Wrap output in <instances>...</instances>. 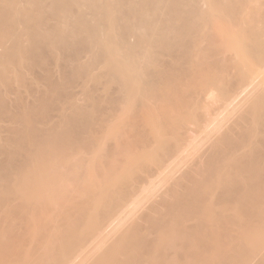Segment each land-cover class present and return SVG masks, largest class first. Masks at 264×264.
<instances>
[{
	"label": "bare ground",
	"instance_id": "obj_1",
	"mask_svg": "<svg viewBox=\"0 0 264 264\" xmlns=\"http://www.w3.org/2000/svg\"><path fill=\"white\" fill-rule=\"evenodd\" d=\"M52 59L58 66L63 67L65 82L62 84H57L54 75L51 74L49 65ZM102 63H104V70L101 76H93V70ZM37 66L46 70L43 74L37 73L36 79L39 82L43 79L49 82L50 95L47 92L42 98L37 97V100H40L38 104H30L25 101L26 98L22 94L8 99L7 93H5L6 96L2 93L1 86H5L8 90H12L9 96L15 95L17 91L14 89V80L19 81L23 78L21 72H24V68L30 69ZM91 74L96 84L103 82L106 84L109 94L106 103L110 106L107 109L103 107L104 105L100 106V101L99 104L96 102L94 112L90 110L94 114L78 103L79 98L76 92L68 90L70 85L79 79L88 81ZM24 84H27L26 80ZM35 88L32 84L31 93ZM81 93L93 102L99 99L93 91L85 90ZM33 95H36L35 92ZM57 99H60V104L55 103ZM61 103L64 108L60 107ZM212 103L216 106L215 109L212 106L211 113L209 109L208 111L205 109L207 113L203 114L200 109L203 106L210 108ZM66 104L71 111H67ZM123 105L125 107H122ZM243 105L247 106L242 107ZM186 106L200 111L199 113L203 115L200 119L203 122L199 119L201 115L193 111V108L190 110L192 114L190 111L186 112ZM234 106L240 109L234 112L236 115L232 123L226 122L231 116H226L227 110L235 108ZM55 108L59 109V119L50 113ZM183 108L185 109L183 111L188 114L193 115L195 112L197 115L198 113L199 117L195 119L196 115H193L195 116L193 120L199 119L201 123L214 121L215 115L216 118L217 115H219L218 118H223L220 115L226 114L225 122H223L224 119L223 121L218 119L217 122L229 123V126L226 125L228 127L225 128L223 124L224 130L221 131L223 128L220 129V127L223 125H219L218 122L220 130L217 127L215 129L219 130L220 134L216 130L215 137L219 136L214 138L212 133L214 141L211 140L207 145L208 149L201 150L200 156L196 155L197 159L194 158L196 161H192L194 163L190 164V169L187 168L186 172H181L183 175L179 176L180 178L172 181V186L167 192L163 190L165 197L163 194L159 197L163 199L158 198L159 201L155 199L156 202L153 199V205L150 208L146 206L144 211L149 210L146 213L142 211L144 214H139L138 220L133 221L134 223L130 219L131 227L127 226L130 223L121 222L124 226L127 224L126 228H130L129 235H123L121 229L120 232L115 229L119 227L114 223L113 231H110L114 234L109 233L110 236H108L104 230H109L112 225L109 224L110 227L107 224L110 221L107 219L114 218L113 221L119 223L118 218L123 216V213L119 214V210L124 212L126 207L128 210L126 203L131 199L128 197L133 199L135 197L134 193L137 191L134 190V185L131 191V182L134 179L145 181L150 176H156L159 170L163 171L162 168L164 169L165 165L172 167V161L176 159L178 153L182 152L180 150L188 145L187 142L192 138L193 133L204 130L197 124L198 130L202 129L198 131L196 122H190L192 125L187 126L181 114ZM225 110L226 113L223 114ZM121 112H124V115ZM188 114H185V117L191 119L192 116ZM0 119L12 122L4 129L9 136L6 138L0 136V199L3 198L2 202L4 199L10 202V196L18 199L15 195L20 190L23 192L22 201L27 197L38 198L50 185L51 191L45 190L44 194L47 196H40V199L48 197L50 200V195L59 196V199H55L62 203L61 196L65 201V198L69 200V197L79 193L80 202L86 197L89 201L85 202V200V204L80 203V206L84 204L87 205L86 207H79L76 205L79 204L77 203L78 195L72 197V199L78 197L76 204H74L76 199L71 201L72 203L70 200L68 203L66 199V204H74L77 207L75 211L74 206L69 205L70 211L73 208L75 213L72 216L73 210L71 211L69 219L75 221L70 222L68 213L66 215L68 210L65 211L64 208L68 205H62L65 203L62 200L63 203L59 205L61 208L64 206L62 210L63 208H57V200H52L50 204L54 202L53 204L57 206L51 204V207L56 206L55 208L59 209L58 212L65 211V214L57 215V211L52 214L50 211L49 213L45 211L49 219L53 214H56V216L53 215L55 218L62 215L57 218L60 220L62 218V221L59 220V223H62H60L61 226L56 229L54 222L58 220L53 218L52 226L54 227L49 230L44 228L46 224H41L48 221L44 216L46 221H43V217L40 216L44 215V210L41 214L34 213L38 205L34 203L45 201L46 204L49 200L38 198L40 202L39 200L36 202L37 198H35L33 199L35 201L32 200L34 203L27 202L31 204V206L28 204L30 208L32 205L35 206H33L35 218L40 216V221L41 219L43 221L40 223L41 226L46 232L50 231V234L42 233L41 226L39 228L35 226L36 222L39 225L40 221L37 218L35 222L34 215L31 217L24 215L26 212L29 213L27 211L29 206L22 207L23 202L18 201L22 207L21 211H26L23 214L21 212L20 215L30 218V221L34 218L36 224L33 227L42 232L37 229L35 232L31 229L32 226L26 229L25 225L31 222L26 218L27 221L22 222L23 216L19 215V222L14 221L16 217L12 223L10 219L11 225L15 226L18 223L17 229L25 228L24 230H27L25 236L26 233L28 236L32 234L31 237L35 234L34 237L37 240H34V237L33 240L42 242V245H45L47 240L52 244L56 238L57 241L55 240L54 243L64 237L66 240H61L64 245L61 241L60 244L53 243L56 247L46 244L43 250L42 246L38 247L35 242L37 249L33 250L34 245L30 243V246H27L28 243H25L30 236H27L28 239L25 238L23 242L20 241L23 237L18 241L21 236L18 235L19 231L17 232L13 226L9 227L11 228L9 230L7 226L10 224L2 223V226L0 224V264H18L20 260L23 261L26 258L30 260L28 261L30 264H69L70 260H73L74 264L75 247H78L77 250L79 247L87 250L84 257L90 258L89 260L84 261L83 255L78 258L83 260L80 264L84 262L88 264L91 257H94L91 253L98 251L96 248L105 246L109 240L111 241L109 239L111 236L112 243L106 246L107 251L101 250L104 249L101 247V254L95 253L97 258H92L91 264H117L118 262L122 264H264V250H262L264 249V0H0ZM106 120L110 121L108 122L110 125H105ZM189 121L187 120V123ZM193 124L195 128L192 127ZM207 127L204 126V128ZM161 129L163 133L160 132ZM102 134L108 135L106 141L105 135L102 136ZM194 139L192 138L191 141ZM25 147L26 150L30 148L29 151H25ZM151 152L161 154L156 163L154 162L157 167H160L155 169L159 170L149 176L147 174L148 178L140 173L138 177L142 176V179L128 177L127 174L130 171L133 173L132 169H135L136 173L145 166V170L144 168L142 170L147 171L146 167L149 165L146 166V162L151 158L150 156H154ZM73 154L80 155L79 159L75 156L73 159L77 158L73 161L71 157ZM35 159L43 163H39L40 166L37 165L38 171L42 169V165H45L43 172L40 171L42 175L44 173V179L42 175L40 177L39 172V174L31 172V175H28L30 172H26V170L30 171L28 165L31 164L32 168H30L33 170V165L38 164ZM34 161L36 163L32 165ZM75 161L77 162L74 163ZM124 162L129 164L130 168L133 167L132 169L128 167L129 172L123 169L127 167ZM120 163H122L121 166ZM117 166L119 169L121 167V172ZM154 166L153 164L149 169ZM123 170L128 173L123 174ZM118 173L125 175L122 177L125 180L126 177L128 180L131 178L130 183L127 180L126 183L118 176ZM18 175L23 176V180L30 181L32 184L29 187L30 190L27 186V189H23L25 187L21 189V186L14 185ZM178 175H175V178ZM116 176H118L117 179ZM47 177L52 178L47 181L50 185L44 183ZM100 179L105 182V185L108 182L112 184L116 179L115 186L122 191L118 196L114 183L112 187L109 184V187L117 193L114 195L115 198L118 196L114 203L111 201L112 204L104 205L105 202L102 201L103 205H97L101 202V197H106L104 191L107 192V189L103 191L102 187L105 188V186ZM140 180L135 181L134 184L139 186L140 183L137 182ZM188 181L193 182V186L191 184L188 186ZM99 182H101L98 184L100 187L96 186ZM148 182L154 181L147 180V184ZM150 185L148 184L149 188ZM143 187L140 188L144 190ZM136 188L138 190V187ZM145 191L146 189L142 192ZM47 192L50 193L49 196ZM111 193H108L106 198L113 194ZM13 198L11 202L14 201ZM97 199H100V202L96 203ZM28 200L30 201V198ZM137 201L135 200L133 205ZM44 203H40L39 208L41 205L44 207ZM16 206L13 205V208ZM88 206L92 208L91 212L95 206L101 213L94 216H100L96 221L94 220V223L93 218L91 219L93 224L90 226L87 225V220L84 223L86 215L84 213L90 211L89 208L87 209ZM1 208L3 206L0 210ZM13 208L10 209V213L8 212L10 216L13 215ZM17 208L14 210L15 213ZM129 209L131 210V206ZM7 211L0 213V215L4 214L3 218L1 217L3 221ZM8 213H6L7 216ZM82 214L84 216H81ZM117 215L121 216L117 217ZM130 215L128 216L131 218ZM10 216L9 218L12 217ZM80 216L83 224L78 228L82 226L84 230L85 226L87 227L88 231L84 230L87 236L90 235L87 241L92 237L88 227L99 237L93 235V239L95 237V240L98 239L97 242L94 240L95 244L100 240L102 231L105 233L103 236L102 232V236L108 237V241L107 238L106 241L104 240L106 243L100 240L99 242L104 243L101 242L103 245L98 243L100 245L97 244V247H93L94 242H92L90 246L95 250L92 249L90 254L91 247L87 246L90 250L84 247L87 236L84 232L82 234V228L79 233V229H73L80 223ZM89 216L93 217L90 212ZM115 216L118 221L115 220ZM9 218L6 217L5 221ZM20 221L26 223L24 228L19 226H23ZM113 221H111L112 224ZM89 222L90 220L88 224ZM46 223L50 227L48 222ZM118 223L120 228L126 229ZM6 224L8 225L5 226ZM105 224L110 228L104 226ZM3 225L10 232L2 229ZM61 229L62 234L58 231ZM29 230L34 232L31 233ZM15 231L17 234L14 235ZM73 231L76 234L74 237H72ZM23 232L20 230L19 234ZM116 232H118V238L114 239L113 235L116 238ZM80 233L83 237H80ZM120 233L122 235L119 237ZM124 233L127 232L124 231ZM59 234L64 237L59 238ZM17 235L19 237L14 239ZM77 235L79 239L85 238L84 241L78 239L84 245L79 243L77 238L71 239ZM8 237L14 239L10 241V244L7 242ZM30 239L32 241V238ZM67 239L70 243H77L74 245V250L70 248L73 247L72 243L70 249L65 248ZM19 242L34 251L33 257L30 255L33 252L28 251L29 248L27 249L29 253L21 251L30 256L22 257L24 254L21 255L20 249L23 246L21 247ZM90 242L91 239L87 245ZM47 245L57 250L60 247V251L56 250V255L55 249H52L54 252L50 250L48 253ZM69 245L67 243V247ZM83 252L79 254H85ZM15 259H20V262ZM27 260L23 263L25 264ZM76 260L75 262H80Z\"/></svg>",
	"mask_w": 264,
	"mask_h": 264
},
{
	"label": "rangeland",
	"instance_id": "obj_2",
	"mask_svg": "<svg viewBox=\"0 0 264 264\" xmlns=\"http://www.w3.org/2000/svg\"><path fill=\"white\" fill-rule=\"evenodd\" d=\"M26 43H27V42H26ZM60 58H61V57H60ZM61 60H62V59H61ZM51 61H52V62H51V64L49 65V68H50V70H51V74L54 75V77H55V82H56L57 84H62L63 82H65V75L63 74V73H64L63 67H62V66H61V67L58 66L57 62H56L54 59H52ZM103 65H104V63L99 64L98 67L95 68V69L93 70V72H92L93 76H95V77H99V76H101V73H102V71L104 70ZM31 68H34V69H31ZM31 68H30V69H27V67L24 68V69H23L24 72H21V75H22L23 78H22L21 80H19V81L14 80V89L17 91L18 94L16 93L15 95L12 94V95L9 96V92H11L12 90H8L5 86H1V87L3 88L2 93H3L4 95H5V93H7L8 99H9V98L11 99V98H14V97L16 98V96H18L19 94H22V95L26 98L25 101L29 102L30 104H38L40 100H37V97H38V98H42L44 95L47 94V92H48V94L50 95L51 87H50L49 82H48V81H45V79H43V80H41V82H39V81L36 79V76H38L37 73H42V74H43L44 72H46V70H45L44 68H40L39 66H37V67H31ZM35 69H36V70H35ZM92 74H91V77H90V78L88 79V81H86V82H84V79H79L78 81L73 82V84L70 85V87L68 88V90H69V91H74V92H76V93L78 94V98H79L78 103H79L81 106L87 108L89 111L91 110L92 112H94L93 110H95L94 108L96 107V105L94 106V104H96V102H98V104L101 102V103H100V104H101L100 106L104 105L103 107L109 109L110 106H108V105H107L108 103H106L107 100H108V96H109L108 91H107L106 84H105L104 82H103V83L96 84V83H95V79L92 77ZM24 80L27 81V84H26V85L24 84ZM32 84H33V86L35 85L36 88H35V90L31 93V91H30V87H31ZM37 84H38V86H36ZM115 86H116V84H115ZM97 88H98V89H97ZM85 90H86V91H87V90L93 91L95 94H97L96 96L99 97V99L97 98V101H94V102H93L92 99L87 98V97L85 96V94H82V93H81V91L85 92ZM34 92H35L36 95H33ZM216 92H217V91H216ZM5 96H6V95H5ZM99 101H100V102H99ZM55 103L60 104V99H57V100L55 101ZM62 103H63V102H62ZM62 103H61L60 107H61V108H64V105H63ZM123 104H126V103H123ZM215 104H217V103H215ZM66 105H67L66 107H67V109H68L67 111H71V108L69 107V105H68V104H66ZM126 106H127V104H126ZM212 106H214L213 109H215L216 106L214 105V103H212V105H210V108H206V107L204 108V106H203V108H201L200 110H201V112H203V114H204V113H207V112H205V111H208V109L210 110V109L212 108ZM239 106L241 107V105H239ZM245 106H247V105H245ZM245 106L243 105L242 107H245ZM103 107H102V108H103ZM122 107H125V105H123ZM186 107H187V106H186ZM186 107H185L186 112H187V111H190L191 108H193V111L195 110V112H196V111L198 112V110H196V108L194 109V107H190V106H189L190 108H188V107L186 108ZM208 107H209V106H208ZM234 107H235V106H234ZM199 108H200V107H199ZM199 108H198V109H199ZM235 108H236V107H235ZM235 108L232 107V109H234V111H233L232 109L227 110L229 114L227 113V115H226V114H225V115H226L227 117H228L229 115H231V116H229V119H228L225 115H220V117L223 116V118L221 117L222 119H221V118H218L219 115H217V118H216V117H215L216 115H215V116H213V118H215L214 121L212 120L213 123H212V121H210V122L207 121V122H206L207 124H206V123H201V122H203V121H202V119H200V118H201V117L203 118V115L199 113L200 111L198 112L199 115H201L200 117L198 116V113H197V115H196L195 112L193 113V115H196V118H195V119H197V118L199 117V119L201 120V122H200L199 119H198V120H197L198 122H197L195 119L193 120V118H194L195 116L193 117V115H191L192 112L190 111L191 114H188V113H186V112L183 111V110H185V109L183 108V109L181 110V111H182L181 114H183L182 116H184V119H185L184 122L187 124V126L190 127V126L192 125L191 123H195V122H196L197 130H198V127H199V126L202 127L204 130L201 129L203 133H202V132H200V133L197 132V133H195V134L193 133L192 138H193V139L195 138V139H194L193 141H191V139H192V138H191V139H189L188 142H187L188 145H186L187 143L184 144V145H186L185 147H184V145H183L184 148H183V149L181 148L182 150H180V151H182V152L178 153L176 159H175L174 161H172V164H171L172 167H170L169 165H168V166H169L170 168H169L167 165L164 166V169L168 167L167 170L165 169V172H164V169H163V168H162L163 171H161V170H159V169H155V168H160V167H157V164H155V163H156L155 161H157V160L161 157V154H160V153H157V154H156V153H154V152H151V155L154 153V154H153V155H154L153 157L150 156L151 158H149V155H148L149 160L146 162V166L149 165L150 167H149V166L146 167V169H147L146 172L144 171V170H145V166H143L144 170H142L143 168L140 169V171L142 170V172H140L139 170H137L136 173H135V169L133 170V169H132L133 167L130 168V167H129V164H127V163L124 162L125 165L127 164V165H126L127 167H123V169L126 171V170H128V167H129V169H132V172L134 173V174H133V173H131V171L129 172V170H128L129 174H127V175H128V177H129V176H130V177L132 176V177H131L132 179H134V177H135L136 179H137V178H141V179H142L143 177H146L147 174H148V176L151 175V174H154L157 170H159L160 172H158V174H156V176L158 175L157 178H156V176H152V177L150 176L149 178H148V176H147L146 178H148V179L145 178V179H146V180H145V181H146V186H145V181L140 180V179H137V180H140V181H142V182H144V183L138 181L137 183H138V184L140 183L139 186L136 185V184H134V183H136L135 181H137V180L134 179V180H133L134 182H133V181L131 182V187H130V188H131V191H132V189H133V185H134V188H135L134 190L137 191V192L133 191V192H135V193H134L135 195H134L133 193H132V194H133L135 197L138 198V199H137V198L134 197V199H135L136 201H137V200H138V201L136 202V204L133 205V202H134L135 200L133 199V197H128L129 199H130V198L132 199V200L130 199L132 204L130 203V200H129V199H127V201H128V200H129V201L126 203V206H127V204H128V210H129L130 212H127L128 210H126V209H127L126 206H125L126 208H125V211H124V212H125V213L127 212L126 214L129 213L128 215H130V213H131V215H130L131 218H130L128 215H126L124 212H122V211L119 210V214H122V213H123V216H121V215H120V216L123 217V219H124V220L121 219V217H120L119 215H117V217L119 216L120 219H121V221H120V219L118 218L119 223L121 224L122 221H123V222L125 221V222H128L127 224L130 223V225H127V224H126V225L131 227V224L134 223L133 221H137V220H138V217L140 216L139 214H141V213L144 214V212L146 213V211L149 210V209H147L146 211H144L147 207L150 208V207L153 205V203H154L153 201H154L155 199H156L157 201H159V199L162 198V197L159 198L162 194L164 195L163 197H165L166 194H164V193H165L164 191L167 192V190H169V188L172 186V185H171V184H172V181L174 182V180H176L177 178H180L179 176H182V175H183L181 172L184 173V172H186L188 169H190V167H189L190 164H191V163L193 164V163L196 161V159H197L196 155H199V156H200V155L202 154L201 152L203 151V149H205V150L208 149V148H206V147H208L207 145L211 142V140H213L214 138H217V137L219 136V135H217V137H215V134H217V132L215 133V131L217 130V129H215V128L217 127V128L219 129V127H218V122H219V125H221V126H222L223 124H225V128H227V127L229 126V123H228V124H227V123H223V122L226 121V118H227V121H226V122H228V121L230 122V121H231V123H232V121H233L232 119H234V118H235L234 116L236 115V113L234 114V112H236V111L238 112L239 109H240V108H238V109L236 108V110H235ZM124 109H125V108H124ZM187 109H188V110H187ZM205 109H207V110H205ZM213 109H211V110H213ZM242 109H244V108H242ZM204 110H205V111H204ZM211 110H210V113L212 112ZM231 110L233 111L232 114H230V113L232 112ZM58 111H59V109H56V108H55V109H53L50 113H51V115L55 116L56 119H59ZM91 111H90V112H91ZM230 111H231V112H230ZM92 112H91V114H94V113H92ZM124 112H125V110H124ZM124 112H123V113H124ZM183 112H184V113H183ZM123 113L121 112V114H123ZM224 113H226V110L223 111V114H224ZM185 114L191 115V116H192V117H190L191 119H189V117H185ZM123 115H124V114H123ZM188 115H187V116H188ZM205 115H206V114H205ZM197 116H198V117H197ZM206 117H207V116H206ZM224 117H226V118H224ZM231 117H232V118H231ZM233 117H234V118H233ZM208 118H209V117H208ZM230 118H231V119H230ZM218 119H219L220 121H221V120L223 121V119H224V121L221 122V124H220V121L217 122ZM187 120H188V121L190 120V121L187 123ZM191 120H192V121H191ZM100 121H101V120H100ZM103 122H104V121H103ZM106 122H107V123H106ZM108 122H110V121H109V120H106V121L104 122L105 125H110ZM190 122H191V123H190ZM208 122H209V125H211V126H213V125H215V124H217V126L215 125V126L211 127V126L208 125ZM215 122H217V123H215ZM11 123H12V122H11L10 120H7V119H0V136H3V137H5V138L9 136V133H8V132H5L4 129H5V127H7L8 125H10ZM200 123H201V124H204V125L201 126ZM231 123H230V124H231ZM41 124H42V123H40V125H41ZM189 124H190V125H189ZM197 124H199V126H198ZM100 125H101V124H100ZM193 125H194V126H192V127L195 128V127H196L195 124H193ZM226 125H228V126L226 127ZM204 126H206V127L208 126V127H207V128H204ZM209 127H210V128H209ZM43 128H45V126H44ZM208 128H209V130H207ZM211 128H212V129H211ZM221 128H223V129H221ZM205 129H206L207 131H209V132H207ZM214 129H215V130H214ZM220 129H221V131L224 130V125H223L222 127H220ZM220 129H219V130H220ZM201 130L199 129L198 131H201ZM210 130H211V132H210ZM219 130H217V131H218V133L220 134ZM213 131H214V132H213ZM158 132H159V131H158ZM160 132L163 133L162 129L160 130ZM160 132H159V134H160ZM204 132H205V133H204ZM206 132H207V133H206ZM198 133H199V134H198ZM212 133H213V135H214V136H213L214 138H212V136H211ZM159 134H158V135H159ZM196 134H198V135H196ZM104 135H105V136H104ZM104 135L102 134V136H104V140L106 141V138H108V137H106V136H108V135H107V134H104ZM160 135H161V134H160ZM195 135H196V136H195ZM102 136H101V138H103ZM161 136H162V135H161ZM194 136H195V137H194ZM211 138H212V139H211ZM102 140H103V139H102ZM189 141H191V142L189 143ZM213 141H214V140H213ZM213 141H212V142H213ZM210 145H211V144H210ZM210 145H209V146H210ZM155 146H156V145H155ZM209 148H210V147H209ZM24 149H25V151H29L30 148H28V150H26V147H25ZM201 150H202V151H201ZM205 150H204V151H205ZM30 151H31V150H30ZM200 153H201V154H200ZM178 155H179V156H178ZM75 156H77V157L79 156V157H80V155H78V154H77V155H74V154H73V156H71L72 159H73V157H75ZM71 157H69V158L71 159ZM77 157H76V158H77ZM79 157H78L77 159H79ZM195 157H196V159H194ZM76 158H74L73 161H74ZM72 159H71V160H72ZM153 159H154V160H153ZM192 159H193V160H192ZM36 160H37V159H35V161H36ZM194 160H195V161H194ZM35 161L32 163V165H33L34 163L40 161V160H37L36 162H35ZM77 161H78V160H77ZM77 161H75L74 163H76ZM192 161H194V162H192ZM154 162H155V163H154ZM39 163H40V164H43V163H41V162H38V164H34V165H33V170L31 169V168H32V166H30L31 164L28 165V166H29L28 169H30V171H29V170H26V169H27V167H26V169H25L26 172H27V173L30 172V173H28V175H29V174L31 175V172H35V173H37V174L40 173V177H41V175H42L41 172H43V170H44V169H43V166H45V165H42V166H41L42 169H39V170H40V171L42 170V171L40 172V171H38V166H40ZM117 163H119V162H117ZM121 164H122V163H120V166H121ZM153 164L155 165V166L152 168L153 170H152V169H149V168H151V167L153 166ZM192 164H191V165H192ZM35 165H36V166L38 165V166L36 167ZM117 165H118V164H117ZM143 165H144V164H143ZM122 166H123V165H122ZM30 167H31V168H30ZM41 167H39V168H41ZM91 167H92V166H91ZM117 167H118V169H119V166H117ZM107 168H108V167H107ZM125 168H126V169H125ZM187 168H188V169H187ZM120 169H121V167H120ZM120 169H119V171L121 172L122 170H120ZM148 169H149V170H148ZM154 169H155V171H154ZM31 170H32V171H31ZM124 170H123V171H124ZM151 170H152L153 172H152ZM63 171H64V169H63ZM125 171L122 172V173L124 174ZM149 171L152 172V173H150ZM38 172H39V173H38ZM117 172H118V170H117ZM128 172H126V173H128ZM137 172H138V174H137ZM144 172H145V173H144ZM147 172H149V173H147ZM126 173H125V174H126ZM130 173H131L132 175H131ZM139 173H140V175H142L143 177H142V176L138 177V176H139ZM142 173H144V174H142ZM160 173H161V174H160ZM179 173H180L181 175H180ZM136 174H137V175H136ZM159 174H160V175H159ZM178 174H179V175H178ZM26 175H27V174H26ZM43 175H44V173H43ZM43 175H42V177H43ZM116 175H117V174H116ZM127 175H126V176H127ZM133 175H134V176H133ZM175 175H178V177L176 176V178H175ZM118 176H120V178H122L123 176L125 177V175H122V174L119 175V173H118ZM118 176H116V179L118 178ZM197 176H199V175H197ZM197 176H196V177H197ZM14 177H15V176H14ZM40 177H39V179H41ZM128 177H126V180L129 182V181L131 180V178H129V180H128ZM194 177H195V176H194ZM114 178H115V177H114ZM151 178H152L153 180H152ZM155 178H156V181L154 180ZM197 178H198V180H199V177H197ZM15 179H16V183H17V184L15 183L14 185H15V186L17 185L16 187H20V186H21V187H20L21 189H22V187H25V188H23V189H27V187H28V189H29V187L32 185V184H30V181H27V180H25V179L23 180V176L18 175V177L16 176ZM31 179H32V178H31ZM43 179H44V177H43ZM45 179H46V176H45ZM50 179L52 180V178H50ZM50 179H49V177H47V180H46V182L44 181V183H46L47 185H50V183H47V181H50ZM116 179L113 180V183L115 182ZM122 179H124V178H122ZM149 179H150V180H149ZM169 179H170V181H169ZM124 180H125V179H124ZM126 180H125V182L127 183ZM147 180H148V181H154V182H148L149 185H150V183H154V184H151V185H150V188H149V186H148V184H147ZM33 181H34V180H33ZM39 181H40V180H39ZM100 181H102V180L100 179ZM111 181H112V180H111ZM25 182H28V183H25ZM42 182H43V181H42ZM103 182H104V181H102V183H103ZM188 182H189V181H188ZM188 182H187V183H188ZM44 183H43V184H44ZM51 183H52V182H51ZM100 183H101V182L96 183L97 185H96L95 183H94V184H95L96 186H98V184H100ZM111 183H112V182H111ZM113 183L110 184V183L108 182L107 185H105V182L103 183L104 186H105V188L102 187V188H103V191H104V189H105V190L107 189V192L104 191V193H106V194H105L106 197H107V194H108V193L110 194V192H112L113 194L111 193L112 195L109 196L108 198H106L105 196L101 197V202L99 201L100 199H99V200L97 199V200H96V203H97V201L100 202V203H97V205H99V204L101 205V204H102V201L105 202L104 205H108V204H106V203H111V201H112V203H114V202L116 201L115 199H117L118 196H120V194H121L120 192H121L122 190L119 191V190H118L119 187H116V186H115L116 183H114V185H113ZM129 183H130V182H129ZM141 183H142V184H141ZM18 184H20V185H18ZM27 184H28V185H27ZM91 184H92V183H91ZM94 184H93V185H94ZM109 184L111 185V187H112V185H113L115 188H117V189L115 190V192L118 190L117 193H118V194L120 193V194L117 196V198H115L116 196H114V195H116L117 193L114 192L113 188L109 187ZM189 184L192 185V184H194V183H193V182H192V183L189 182V183H188V186H191V185H189ZM143 185H144L145 188L143 187ZM169 185H170V186H169ZM26 186H27V187H26ZM128 186H129V185H128ZM135 186L138 187V190H140L139 192H138V190H137V188H136ZM152 186H153V187H152ZM154 186H155V187H154ZM192 186H193V185H192ZM42 187H43V185H42ZM44 187L46 188V185H44ZM47 187H48L47 190H46L45 188H43V189H45L46 191H48V190L50 189L49 191H51V189H52L51 185H50V186H47ZM98 187H100V186H98ZM106 187H107V188H106ZM108 187L110 188L109 190H111V191L108 190ZM140 187H143V189H144V190L146 189V191H145V192H142V191H144V190H142V188H140ZM146 187H147V188H146ZM148 188H149V189H148ZM166 188H167V189H166ZM18 189H19V188H18ZM43 189H42V190H43ZM153 189H154V190H153ZM19 190H20V189H19ZM29 190H30V189H29ZM45 190H44V191H45ZM101 190H102V189H101ZM152 190H153V191H152ZM163 190H164V191H163ZM44 191H43V195H46V196H47V194H44ZM103 191H102V193H103ZM108 191H109V192H108ZM161 191H162V192H161ZM151 192H152V193H151ZM159 192H160V193H159ZM45 193H46V192H45ZM47 193H48V196H49L50 193H49V192H47ZM139 193H140V194H139ZM150 193H151V194H150ZM78 194H79V193H78ZM78 194H76V195H78ZM109 194H108V195H109ZM138 194H139V195H138ZM153 194H154V195H153ZM155 194H157V195H155ZM160 194H161V195H160ZM22 195H23V192H22L21 190L18 191V193L15 195V196L18 197V199H17L16 197H14L15 199H17L16 201H15V199H14L13 196H12V198H13V200H14L15 202H14V201L11 202V201H12L11 196L9 197V198L11 199L10 202H9V200H5V199H4V202H2V201H3V198L0 199V202H1V203H0V204H1L0 207L3 206V208H1V210H0V213H4L5 211H7V209H9V211H7L6 213H8V212L10 213V211H11L10 209L13 208V205L16 206V205L18 204V205H17L15 208H13V209L16 210V208H17L18 206H19V207H18L19 209L17 208V213H15V211L12 210V213H13V215L11 214L12 217L10 216L9 213H8V216H7V214L5 213L6 216L4 217V221H3V220L1 219V217L3 218L4 214H1V215H0V219L2 220V222H0V224H1V226H2V223H8V224H10V226H9L8 224L5 225V226L8 225V226H7L8 229H9V227H12V226H13L14 228H16L17 232H18V231L20 232V230H22V232L24 231L22 234H21V233L19 234V232H18V235H21L20 237H19L18 235H17V237H14V239H16V238L19 237V238H18V241H19V239H22V237H23V239L20 240V241H22V242L25 241V238H27V236H28V233H26V234H27L26 236L24 235V234H25V231L27 232V230H24V229H25V228H24V224H26V223H22V222H24V221H25V222L27 221V220H25V218L28 219V220L30 221V218H27L28 216L31 217L32 215H34V213H35V215H37L38 213L41 214V213L43 212V210H44V215L41 214L40 216H42V217L44 216V217L46 218V220H48V221H46L44 217H43V218L41 217V218L43 219V221L45 220L46 222H48V224L50 225V227L47 225L46 222H45V223H41V222H43V221H42V219H41V221H40V219H39L40 216H38V217L36 216V218H35V215H34L33 217H34L36 220H35L33 217H32V218L35 220V222L37 221V218H38V221H40V222H39V225H38V222H36V223H37V224H36V223L34 222V220L32 219V220L30 221L31 224H29L30 222L28 221L29 223H27V224H29V225H25L26 229H29V227L31 228V226L33 227V225H35V224H36L35 226H37L38 228L41 226V224H42V225L46 224L45 226H46V227L48 226L47 228L44 226V228H45L46 230H49V228L51 229V228L54 227V226H55L56 229H57V228L60 227L61 224H62L61 222H60L61 224L59 223L60 218H59V219H57V218L60 217V216L62 217V215L57 216V217L55 218L53 215L56 216V214H53V215H51V214H52V213H55V212L57 211L56 213H57V215H59L58 213L63 214L66 210H68L69 212L67 211V212H66V215H67V213H68L69 216L67 215V217H68V219H69V218H70V215H71V211L73 210V208H74V210H75V208H77L74 204H76L77 198L79 197V195H78L77 198L72 199V197H74L75 194H74L71 198L69 197L70 202H71V201L73 202V200L76 199L75 202H74V204H71V205L74 206V207L72 206L73 208L71 209V211H70V208H69L71 205L69 204V205H70V206H69L68 204H66L67 202L70 203L69 200H68L67 198H65V201H67V200H68V201L65 202V201L63 200L64 197L62 198V196H61V202H62V203H63V201L65 202L64 204H62V203H60L59 200L55 199V198H58L59 196L54 197V196L52 195V196H53V197H52V196L50 195V196H49V197H51L50 200L48 199V197H46L47 199L44 197L46 201L49 200V201H48L49 203L47 202L48 205L50 204V202H51L52 200H53V201H56V200H57V201L59 202V203H58V202L56 201V204H57L58 206H57L56 204H53L54 202L51 203V204H53V205H56L57 208L59 207L60 204H62V205H68L67 207H66V206H65V207L63 206V207L65 208V211L61 212V210H60V211L58 212V210H59V209H62L63 207H62V208L59 207L58 210H57V208H55L56 206H55V207H54V206L51 207V204H50V206L48 207V205H46L47 203H46V204L44 203L45 201L40 202V200H43V199H44V198L40 199V198H41L40 196H43V195H40V196H39L40 198L38 197L40 200H39L36 196H35L34 198H32V199H31V197H29V198H30V201L28 200V199H29L28 197L26 198L27 201H25L26 199H23L24 201H22V200H21V199L23 198ZM76 195H75V196H76ZM102 195H104V194H102ZM112 196H113V199H112ZM131 196H132V195H131ZM157 196H158V197H157ZM21 197H22V198H21ZM32 197H33V196H32ZM24 198H25V197H24ZM35 198H37V199H36V202H38V200H39V202H40V203H44V205H45L46 207L44 206V207H45V208H44V207H42L43 205H41V206H40L41 208H39L40 203H34V202H33V201H35V200H33V199H35ZM52 198H53V199H52ZM104 198H105V199H104ZM158 198H159V199H158ZM7 199H8V198H7ZM58 199H59V198H58ZM66 199H67V200H66ZM82 199L84 200L85 197L82 198ZM107 199H109V200L107 201ZM110 199H111V200H110ZM153 199H154V200H153ZM162 199H163V198H162ZM20 200L23 202L22 204L24 205V206H23V205L21 204L22 207H25V208H27L25 205H27V206L30 205V206H31V204H29V203H31L32 200H33L32 203H34V204H38V205H36V207H35L34 205H32V208H30V206H29V207L27 208V211H29V213L26 212V211H25L26 209L24 208L23 210H24L26 213H28V214H26L25 212L21 211L22 207H20V202H21ZM62 200H63V201H62ZM78 200H79V201H77V203H79V204H76V205H79V207H84V206H85V205H84V204H85V203H84L85 200H86L85 202H89V201L87 200V197H86V199H85L84 201H81V202H80V197H79ZM113 200H114V201H113ZM156 200H155V202H156ZM211 200H212V199H211ZM211 200H210V201H211ZM5 201H6V202L8 201L9 203H6ZM18 201H20V202H18ZM150 201H151V202H150ZM212 201H213V200H212ZM27 202H29V203H28L29 205L27 204ZM72 202H71V203H72ZM94 202H95V201H94ZM125 202H126V201H125ZM2 203H3V205H2ZM11 203H14V204L12 205ZM16 203H17V204H16ZM24 203H25V204H24ZM80 203H84V204H83V205L81 204L82 206H80ZM96 203H95V204H96ZM112 203H111V204H112ZM123 203H124V202H123ZM4 204H5L7 207L4 206ZM10 204H11V205H10ZM87 204H88V203H87ZM129 204H130V205H129ZM149 204H150V206H149ZM62 205H61V206H62ZM102 205H103V204H102ZM33 206H34L35 208H37V209L39 208V209H38V210H37V209L34 210V207H33ZM37 206H38V207H37ZM86 206H87V205H86ZM86 206H85V207H86ZM130 206H131V210L129 209ZM146 206H147V207H146ZM4 207H5V208H4ZM145 207H146V208H145ZM46 208H48V209H49V208H52L54 211L52 212V209H51V210H47ZM64 208H63L62 210H64ZM67 208H68V209H67ZM88 208H89V206L87 207V209H88ZM94 208H95V209H94ZM28 209H29V210H28ZM40 209H42V210H40ZM45 209H46V210H45ZM90 209H92V208H89V210H90ZM93 209H94V210H93L92 212H91V210L89 211L90 214H91V216H93V217H90V216H89V212H87V211H86V212H87L88 214H87L86 212H85L84 214L88 215V216H89V219H87L88 216L85 215V216H86V217H85L83 214L81 215V216H84V223H85V221L87 220L86 223H87V225H89V226L92 225V224L94 223V220L96 221L97 218L100 217V216H98V217H94L96 214L98 215V213H100V212L97 211V209H96L95 206L93 207ZM18 210H19V211H18ZM30 210H31V211H30ZM33 210L35 211L34 213H33ZM74 210L72 211V216H73ZM122 210H124V209H122ZM1 211H2V212H1ZM45 211H47L46 213H49L48 211H50V213H51L50 215L52 216L51 219H49L48 216L46 217ZM75 211H77V209H76ZM96 211H97V213H96ZM142 211H144V212H142ZM18 212H19V213H18ZM21 212H22V213H21ZM36 212H38V213L36 214ZM120 212H121V213H120ZM132 212H133V213H132ZM20 213H21V214L25 213L24 215H26V216L28 215V216H27V217L25 216V218H24V215H20ZM32 213H33V214H32ZM69 213H70V214H69ZM136 213H137V214H136ZM14 214H15V216H14ZM64 214H65V213H64ZM64 214H63V215H64ZM74 214H75V213H74ZM92 214H94V215H92ZM100 214H101V213H100ZM124 214H125V215H124ZM134 214H136V215H134ZM142 214H141V215H142ZM18 215H19V216H23V217H21V218H23L24 220L21 219V221H22V220H23V221H22V222L20 221V222L22 223L23 226H21V225H19V226H20V227H23L24 229H21V228H20V229H19V228L17 229V227H18L17 224H18V223H17V224L15 223V224H16L15 226H14V225H11V223H12L13 220H14V218H15V217L18 218ZM47 215H49V214H47ZM66 215H65V216H66ZM97 215H96V216H97ZM9 216H10L11 218H9ZM72 216H71V217H72ZM81 216H80L81 221H79L80 223L82 222V218H81ZM6 217L9 218V220L6 219L7 221H5V218H6ZM49 217H50V216H49ZM115 217H116V216H115ZM117 217L115 218V220L117 219ZM125 217H126L127 219H125ZM135 217H136V218H135ZM16 218H15L14 221H16V220L18 221V220L20 219V217H19L18 219H16ZM47 218H48V219H47ZM53 218H55V220H58V222H57V221L54 222ZM74 218H75V216H74ZM74 218H73V219H74ZM92 218H93V219H92ZM10 219H12L11 223H9V222H10ZM91 219L93 220V223H92V220H91ZM113 219H114V218H113ZM113 219H107V221L110 220V221H108L109 223L107 222V224H108V225L111 224L112 227H111V225H109L111 228H110L107 224L104 225V226H107L108 229L110 228L109 230H107L106 227H102V228H105V229H106V230H104V229H103V230L105 231L106 234L108 233V236H110L109 233L114 234V233L110 232V231H113V225H114V223L116 224L117 227H119V229H118V228H115V227H114V228L117 229L118 231L121 229V231H123V235H129V234H130V228H129V227H127V228H129L128 231H127V228L125 227L126 225L124 226V225L121 224L122 226H124V227L126 228V229L124 228L125 230H123V228H120L121 226L117 225L118 222H114ZM130 219H131L132 223H131ZM1 220H0V221H1ZM50 220L52 221V222H51L52 224L50 223ZM69 220H71V219H69ZM69 220H68V221H69ZM89 220H90L91 223L89 222V224H88V221H89ZM118 220H116V221H118ZM126 220H127V221H126ZM17 221H16V222H17ZM60 221H62V218H61ZM72 221H75V220H71L70 222H72ZM111 221H113V224L111 223ZM18 222H19V221H18ZM32 222H34V223H32ZM53 222H54V226H52V225H53ZM79 222H78V223H79ZM125 222H124L123 224H125ZM40 223H41V224H40ZM56 223H58V224H60V225L57 226L58 224H56ZM80 223L78 224L77 228H76V225L74 226L75 228L73 227V229H77V230L79 229L78 233L81 231L80 228H82V226H80V228H78V227H79V225H82L83 222H82L81 224H80ZM119 223H118V224H119ZM13 224H14V223H13ZM1 226H0V228H1ZM3 226H4V225H3ZM5 226L2 227V229L4 228V230H5V229L7 230V228H6ZM83 226H85V225H83ZM114 226H115V225H114ZM44 228H43V226H41L40 229H41L43 232L39 229L40 232H42V233L46 232V230H45ZM86 228H87V227L85 226V229H86ZM31 229L35 231L37 228L35 229V228L33 227V228H31ZM43 229H44L45 231H44ZM52 229H53V228H52ZM59 229H60V228H59ZM73 229H72V230H73ZM85 229H84V230H85ZM88 229H89V231H91L90 233H89V232H88V233L92 235V237L90 238V239H91V242H90L88 245H87V243L90 241V239H89V241H87V240H88V237H90V235L87 236L86 233H85V231L83 230V228H82V231H81V232H82V234H83V232H84V233H85V236H87V237H85V238H87L86 240H85V238H84L83 240H82V238L79 239L80 237H83V236L81 235V233L79 234V235H81L79 238H78L79 235H77L75 238H71V239H76V238H77V241H78L79 243H82V242H80V241H84V240H85V242H87V243H86L85 245H84L83 243H82V244L84 245V247H85V246H86V247L89 246V248L91 247V248H90V249H91L90 252H89L90 249L87 247V249H89L88 252H89V254H90V253L92 252V249L95 250V248H93L94 246L97 247L98 245L102 244L101 242H103L104 240L106 241V238H107V241H108V237H103V236H105V233L101 230V231L104 233L103 236H102V232L100 231V232H101V238L103 237L104 239H103V238H102V239L100 238V240H103V241L99 242V241H100V240H99L98 243H100V244L97 243V244H98V245H97V244H95V241L97 242L98 239L95 240L96 237H95L94 239H93V237L96 235L97 238H99L98 235L95 234V232H94L92 229H90V227H88ZM115 229H114V230H115ZM9 230H11V228H10ZM9 230H7V231L10 232ZM12 230H13V228H12ZM37 230H38V229H37ZM39 230H38V231H39ZM86 230H87V229H86ZM13 231H14V230H13ZM29 231L31 232V230H29ZM29 231H28V232H29ZM34 231H32V232H34ZM38 231H37L36 236L38 235ZM58 231L61 233V232H62V229H61V230H58ZM74 231H76V230H74ZM74 231H73V232H74ZM87 231H88V230H87ZM87 231H86V232H87ZM92 231H93L94 233H93ZM107 231H108V232H107ZM124 231L127 232V233L125 234ZM5 232H6V231H5ZM17 232L15 231V233H13V234L15 235V234H17ZM30 232H29V234H30ZM32 232H31V233H32ZM35 232H36V231H35ZM47 232H49V234H50V231H47ZM47 232H46V233H47ZM100 232H99V235H100ZM119 232H120V231H119ZM11 233H12V231H11ZM76 233H77V231H76ZM78 233H77V234H78ZM88 233H87V234H88ZM128 233H129V234H128ZM33 234H34V233H33ZM47 234H48V233H47ZM61 234H62V233H61ZM94 234H95V235H94ZM115 234H116V238L114 237V235H113V238H114V239H117V238H118V237H117V236H118V235H117L118 232H116ZM22 235H23V236H22ZM30 235H32V234H30ZM30 235H29V236H30ZM44 235H45V234H44ZM74 235H76L75 232H74V234H73L72 237H74ZM93 235H94V236H93ZM121 235H122V233L119 234V237H120ZM29 236H28V237H29ZM34 236H35V234L33 235V237H34ZM59 236H60V234H59ZM62 236H63V235H62ZM62 236H60L59 238H61ZM12 237H13V235H12ZM12 237H11V238L8 237L9 240H8V239H5V240H8L7 242L10 244V243H11L10 241L14 240V239H12ZM33 237H31V236L29 237V239L32 238V241L34 242L33 244H32L31 239H30L29 242H27V241L29 240L28 238H27L28 240L25 241V243H28L27 246H30V245L33 246V245H34V247H33L34 249H33V250H36V249H37V248H36V243H35V242H37V246H38V247H40V245H41V246H42L41 248H42V250H43V246H45L46 244H49V245H51V246L53 247L54 244L59 243L62 239H63L62 241L66 240V238L63 236L65 239H64V238H61L60 241H59V238H58V241H59V242L54 243V242L57 241V238H56V239H55L56 241L54 240V242H53L54 244H53V243L51 244V242L49 243V241L46 239L47 241H46L45 245H42V242H41V243H38V241H34V240H37V238L34 237V240H33ZM57 237H58V236H57ZM111 237H112V236H111ZM111 237H110L109 239H111V241H112V238H111ZM35 238H36V239H35ZM10 239H11V240H10ZM78 239H79L80 241H79ZM92 239H93V240H92ZM94 240H95V241H94ZM62 241H61V243L64 245V243H63ZM68 241H69L68 239H67V242L65 241V242H66V243H65V248H69L70 246H72V245H71L72 242L70 243V242H68ZM71 241H74V240H71ZM105 241H104V242H105ZM111 241L109 240L107 243L105 242V243H106L105 246H101V247H103L104 249H101V247H100V248H96V249H98L99 252L96 250L95 252L91 253V254H93V256H94V257H91L92 255L89 256V257H91V261H92V258H93V259H94V258H95V259L97 258V256H95V255H96L95 253H97V254L99 253L98 255L101 254L100 249H101V250H105V251H107L106 249H108V248H107V247H108V244L110 245V243H112ZM43 242H45V240H44ZM75 242H76V241H75ZM85 242H84V243H85ZM92 242H94L93 247L90 246V245H92ZM104 242H103V243H104ZM30 243H31V244H30ZM67 243L70 244L68 247H67ZM79 243H78V244H79ZM19 244H20V242H19ZM29 244H30V245H29ZM59 244H60V243H59ZM59 244H58V245H59ZM62 244H61V246H62V248H64V246H63ZM72 244H73V247H70V248H71V250H72V248H73V250H74V247H75L74 245L77 244V243H74V242H73ZM82 244H79V245H80V246H83ZM20 245H21V244H20ZM25 245H26V244H25ZM49 245H47V246H48L47 248H49V249H47V250H48V253H50V250H51V252H52V251H53L52 249H55V253H54V254L56 255V250H57V249H56V248H52V247H50ZM96 245H97V246H96ZM102 245H103V244H102ZM22 246H23V245H21V247H22ZM32 246H31V247H32ZM59 246H60V245H59ZM59 246H57V247H59ZM76 246H77V245H76ZM106 246H107V247H106ZM21 247H19V248H21ZM45 247H46V246H45ZM54 247H56V245H55ZM84 247H83V248H84ZM22 248H25L26 250H25V249H22ZM22 248L20 249L21 255H22L23 252L29 253V252L32 250L31 248L26 247V246H25V247L23 246ZM28 248L30 249V250H28L29 252L27 251ZM35 248H36V249H35ZM59 248H60V247H59ZM59 248H58L57 252L60 251ZM70 248H69V249H70ZM75 248H76L75 250H76L77 252H76L75 250H74V252H73V255L75 256V257H74V264H80V263H83V262H81V261H83L82 259H84V258L86 257L85 255L87 254V250L85 251V250H83L81 247H79L78 250H77L78 247H75ZM39 249H40V248H39ZM81 249H82V251H79V250H81ZM85 249H86V248H85ZM21 250H22V251L24 250V251L22 252ZM42 250L40 249V251H42ZM262 250H264V249H262ZM45 251H46V249H45ZM83 251L85 252V254H79V252L82 253ZM31 252H33V253H31ZM31 252H30V253H31L30 255L32 256V255L34 254V251H31ZM42 252L44 253V251H42ZM53 252H54V251H53ZM75 252H76V253H75ZM84 252H83V253H84ZM46 253H47V252H46ZM77 253H78L79 255H78ZM23 254H24V253H23ZM52 254H53V253H52ZM89 254H88V255H89ZM94 254H95V255H94ZM25 255H26V256H25ZM30 255H29V254H24V256H22V257H23V258H24V257L26 258V257H28V256H30ZM76 255H78L77 258H76ZM82 255H83V258L80 259V258H81L80 256H82ZM84 256H85V257H84ZM22 257H19V258L22 259ZM32 257H33V256H32ZM53 257H54V256H53ZM78 257H80V258H78ZM87 257H88V256H87ZM75 258L78 259V261L80 260V262H78V263L75 262V260H76ZM20 259H18V260L15 259V261L17 260V262H18ZM29 259H30V257H29ZM72 259H73V258H72ZM86 259H88V258H85L84 261H86ZM89 259H90V258H89ZM89 259H88V260H89ZM26 260H27V258L24 259L23 261H26ZM55 260H56V259H55ZM118 260H119V259H118ZM118 260H117V262H118ZM20 261H21L22 263H21ZM20 261H19V262H20L21 264H24L22 260H20ZM28 261H30V260H27V262H28ZM71 261H72V263H71ZM76 261H77V260H76ZM91 261H90V262H91ZM119 261H120V260H119ZM27 262H26L25 264H27ZM69 262H70L71 264H73V260H70ZM90 262H89V263H90ZM92 262H93V261H92ZM92 262H91V263H92ZM113 262H115V261H113ZM121 262H122V261H121ZM20 263H18V264H20ZM70 263H69V264H70ZM86 263H88V261H87ZM89 263H88V264H89ZM91 263H90V264H91ZM10 264H12V263H10ZM15 264H16V263H15ZM28 264H30V263L28 262ZM84 264H85V262H84ZM117 264H122V263H119V262H118Z\"/></svg>",
	"mask_w": 264,
	"mask_h": 264
}]
</instances>
